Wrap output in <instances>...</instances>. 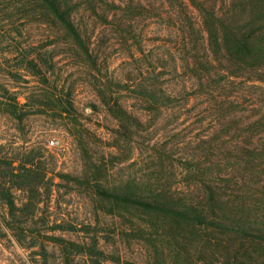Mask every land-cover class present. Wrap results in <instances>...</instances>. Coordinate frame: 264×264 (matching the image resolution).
Listing matches in <instances>:
<instances>
[{
  "label": "rangeland",
  "instance_id": "rangeland-1",
  "mask_svg": "<svg viewBox=\"0 0 264 264\" xmlns=\"http://www.w3.org/2000/svg\"><path fill=\"white\" fill-rule=\"evenodd\" d=\"M11 1L0 0V96L18 93L27 114L18 120L0 109V173L8 161L15 168L33 160L43 180L38 215L28 227L69 245L43 238V254L19 242L4 226L0 192V264H223L232 257L230 247L240 249L243 264H264V246L94 192L100 182L149 200L165 195L199 205L212 191L220 205L230 200L260 213L264 68H248L230 82H196L184 65L185 47L189 57L202 28L190 0L186 11L172 0H72L94 59L44 4ZM129 1L139 2L144 14L132 27L117 25ZM149 86L154 98L146 100L141 91ZM42 88L56 96L43 95ZM60 94L73 107L64 108ZM199 173L205 182L196 180ZM27 175L22 179L32 181ZM11 194L22 203L30 193L15 184Z\"/></svg>",
  "mask_w": 264,
  "mask_h": 264
},
{
  "label": "trees",
  "instance_id": "trees-1",
  "mask_svg": "<svg viewBox=\"0 0 264 264\" xmlns=\"http://www.w3.org/2000/svg\"><path fill=\"white\" fill-rule=\"evenodd\" d=\"M2 1L7 4L11 0ZM25 1L12 0L11 2L15 4ZM37 1L48 8L54 18L64 27L65 31L84 47V51L89 57L93 58L92 53L89 52L90 48L86 43V32L80 29L79 24L76 23L73 17L72 0ZM190 2L198 9L202 20V28L198 27L196 32L199 37L202 34H207L206 40L199 37L194 40L192 49H188L190 53L189 57L185 55L187 52V47H185L184 65L189 68L196 82L201 84L206 80L208 83H214L224 81L225 78L228 79L227 82H230L231 76H242V72L248 68L251 69L250 72L264 68V0H190ZM171 4L183 11L187 10L186 0H172ZM4 10L2 8L0 11L3 12ZM121 12L119 21L114 20L115 23L117 25L128 24L132 27L138 17L144 14L145 8L141 7L139 2L133 4L132 1H129V4H126ZM0 22H3L1 15ZM191 26L194 29L193 22ZM131 31H133V28ZM209 52L214 53L215 56H211ZM24 61L32 67L37 65L34 57H24ZM36 72L38 75H42L44 79L45 76L41 71ZM2 76L3 72H0V80ZM42 91L43 95L56 96L49 88H42ZM7 93H9V90ZM11 93L9 100L3 95L0 96V109L16 119L22 120L27 114L23 110L27 106V103H21L19 101L18 93ZM154 93V89L149 86L148 89L141 91V96L145 97L146 100H150L154 98ZM62 96L60 94V96L56 97V100L66 109L73 107V103L71 101L66 103V99H62ZM27 100H29V97H27ZM32 106L34 107V104ZM123 114L124 117L128 118V121L133 119L125 112ZM133 120L136 123L140 122L135 119ZM31 161L15 168H11L12 161H8L7 169L3 173H0V176H3L4 180L3 183H0V192L7 208V217L4 220V226L13 232V235L16 236L19 242L27 241L29 245L39 246L42 249V253L46 254L48 243L43 238H48L49 241L57 240L60 244L65 243L68 245L69 241L65 242L64 239H60L61 237L55 236L58 238L56 239L54 235H52L53 237L51 236L54 239H50V235H47L45 231L41 229L31 230L28 227V224L33 223L36 215H38L37 194L39 193L40 184L43 180L41 172L36 171V166ZM27 173L32 175V181L31 179L27 181L22 179L24 175L28 177ZM201 174L199 173L197 175L196 180L198 182H205L202 180ZM6 181L9 182L8 185H6ZM15 184L18 188H23L30 193L26 201L19 203L11 194ZM94 188L97 197L135 204L145 208L158 209L173 213L179 218L188 217L194 225H197V221H200L199 225L206 228H212L221 233H229L235 239L242 240V242L247 241L250 244L264 246V214H262L264 208L258 213L257 207L247 210L244 205L234 203L230 200H223V205H220L214 200L212 191L208 193L206 200L199 205H180L176 199L172 201L174 200L173 198L165 195L158 199L149 200L141 195H136L129 191H122L117 187H106V185L100 182H96ZM28 208L30 210H27ZM27 211L30 212V217ZM232 248H228L227 253L232 257L223 264H243V261L238 257L240 249L233 251ZM245 254L247 258H250V262H255L254 257L248 251ZM65 264L73 263L69 261Z\"/></svg>",
  "mask_w": 264,
  "mask_h": 264
},
{
  "label": "built area",
  "instance_id": "built-area-1",
  "mask_svg": "<svg viewBox=\"0 0 264 264\" xmlns=\"http://www.w3.org/2000/svg\"><path fill=\"white\" fill-rule=\"evenodd\" d=\"M51 143H54L53 141H51Z\"/></svg>",
  "mask_w": 264,
  "mask_h": 264
}]
</instances>
